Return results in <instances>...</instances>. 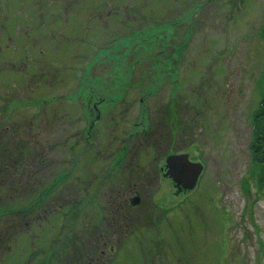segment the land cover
<instances>
[{"label": "rangeland", "instance_id": "374dc122", "mask_svg": "<svg viewBox=\"0 0 264 264\" xmlns=\"http://www.w3.org/2000/svg\"><path fill=\"white\" fill-rule=\"evenodd\" d=\"M263 100L264 0H0V141L61 180L0 264H264ZM168 115L190 192L160 175Z\"/></svg>", "mask_w": 264, "mask_h": 264}, {"label": "trees", "instance_id": "16d2710c", "mask_svg": "<svg viewBox=\"0 0 264 264\" xmlns=\"http://www.w3.org/2000/svg\"><path fill=\"white\" fill-rule=\"evenodd\" d=\"M178 47L179 46L177 45L176 48L179 49ZM167 112L171 113V110L168 109ZM170 121V115L163 116L162 124L165 125L164 128H169ZM254 123V134L256 136V141L252 143V147L255 152V162L257 165H259L258 167H260L261 170H264V100L263 106H261L259 113H257L255 116ZM149 133L152 134V132ZM166 134L168 135L167 132ZM2 136L4 137L6 134H2ZM168 139L169 141L166 144L170 145V141L172 139ZM143 140H147V142H149L150 136L145 135ZM162 142H166V137ZM22 144L18 145V148L16 149V151L18 150L17 153L10 146V141L9 144L7 141H5V143L0 141V248H2V251L10 248L12 239L22 232L23 229L28 228L32 221L35 220L36 216H38V219L41 218L39 209L47 202L51 191H54L61 181H51L45 187H41L43 180H41L42 177L38 176V174L45 166L48 165V161H45L43 165L38 166V164H36L35 161L29 156L31 151L29 150L28 143ZM140 144L144 143L141 142ZM148 144H156L158 146L160 144L163 145L162 143ZM125 154L126 148L123 147V149L119 152V160L122 161L125 158ZM121 161H118V164L121 163ZM32 162L35 165L32 164ZM16 174H18L20 177V180L17 184L6 181L3 178L4 176H10L12 178ZM20 182L21 185L19 186ZM17 190H21L22 194L20 196L15 195ZM16 219L22 220L21 224L23 225H17L15 223ZM8 221L11 222V224H9L8 228H6L5 224ZM7 241L10 242L9 245ZM49 259V261H52L51 257ZM83 261L86 263L87 258L82 257L81 264H84ZM73 264L79 263L73 262Z\"/></svg>", "mask_w": 264, "mask_h": 264}, {"label": "water", "instance_id": "95a60500", "mask_svg": "<svg viewBox=\"0 0 264 264\" xmlns=\"http://www.w3.org/2000/svg\"><path fill=\"white\" fill-rule=\"evenodd\" d=\"M167 174H170L178 186L193 189L204 169L201 162L192 161L188 153L170 154L166 158Z\"/></svg>", "mask_w": 264, "mask_h": 264}, {"label": "flooded vegetation", "instance_id": "af4514ba", "mask_svg": "<svg viewBox=\"0 0 264 264\" xmlns=\"http://www.w3.org/2000/svg\"><path fill=\"white\" fill-rule=\"evenodd\" d=\"M101 104H100V101H99V103H94L93 104V106H92V110H99V106H100ZM132 136H135V137H138L137 136V133H134V134H132L131 135V137ZM136 145V146H135ZM138 145H139V142H131V146H130V144H124V148H126V154H125V158H124V160L126 159V156L128 155V153H129V149L131 148L132 150L133 149H138ZM123 147H121V149L119 150V152L123 149ZM120 156V155H119ZM123 164V160L121 161V163H119V165L121 166ZM160 171H161V173H160V175L162 174V176L163 177H168L169 179H170V177H169V175H167L165 172H166V169H165V164L163 163L161 166H160ZM148 176V175H147ZM140 185H141V190L143 189V190H145L144 188L146 187L145 185H143V184H141L140 183ZM132 192L134 193V195L131 197V199H130V203H131V205H133V206H137L138 204H140V206L143 204L142 202V200H141V195H140V191H139V189H137L136 188V186H135V188H133L132 189ZM151 206H149V208H150ZM148 208V209H149ZM111 239L110 238H107L106 240H105V243L107 244L109 241H110ZM105 252V251H104Z\"/></svg>", "mask_w": 264, "mask_h": 264}]
</instances>
